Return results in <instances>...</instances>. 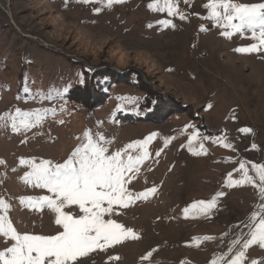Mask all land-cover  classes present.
I'll return each mask as SVG.
<instances>
[{
	"label": "rangeland",
	"instance_id": "obj_1",
	"mask_svg": "<svg viewBox=\"0 0 264 264\" xmlns=\"http://www.w3.org/2000/svg\"><path fill=\"white\" fill-rule=\"evenodd\" d=\"M154 2L124 0L108 7L107 0H0V198L11 205L7 216L20 234L62 230L47 207L20 202L52 195L24 182L31 169L20 158L64 163L87 142L85 132L94 140L103 136L108 154L155 133L149 158L128 174L127 186L134 193L156 192L105 216L138 238L79 264H228L241 250L244 264H264V248H242L264 216L252 168L264 165V51H235L256 41L248 31L222 35L226 29L204 18L209 0H176L183 20L151 10ZM165 19L175 27L158 23ZM144 102L153 107L149 115ZM17 108L48 112L27 132H13L9 117ZM201 144L206 154H193ZM241 162L255 186L228 185L230 173L241 179ZM213 197L216 206L206 215L190 210L185 217V208ZM253 213H259L255 222ZM12 243L0 235V251Z\"/></svg>",
	"mask_w": 264,
	"mask_h": 264
},
{
	"label": "snow or ice",
	"instance_id": "obj_2",
	"mask_svg": "<svg viewBox=\"0 0 264 264\" xmlns=\"http://www.w3.org/2000/svg\"><path fill=\"white\" fill-rule=\"evenodd\" d=\"M88 3L90 0H80ZM124 0H107V6L113 3H122ZM148 7L153 11L167 12L168 16L179 15L181 20L186 17L179 12L176 0H155ZM208 9L205 19L215 21L221 28L225 37H231L235 33L248 31L251 39L256 41L248 46L238 47L235 51L240 53H253L264 51V3L240 4L233 0H209L204 5ZM96 11H99L97 9ZM237 21V23H233ZM159 24L168 27L175 25L171 20L158 21ZM227 29H231L228 31ZM211 107V105H209ZM48 110L37 109L33 112H22L16 109L15 115L9 117L13 132H27L32 127L40 124L47 115ZM5 117H0V120ZM63 123V121H60ZM242 132H251V129H241ZM155 133L144 140L129 143L125 149L108 154V148L100 141V136L94 140L89 132H85L87 141L78 146L69 158L60 164L50 160L35 158H20V165H28L30 171L22 177L25 183L34 187L46 189L52 195L39 197H21L20 202L29 208L42 210L47 207L54 214V223L59 226L60 231L54 235L42 234H20L13 226L7 212L11 205L0 198V235L11 240L13 243L5 250L0 251V264H79L80 258L90 256L97 251H107L128 239H137L136 233L131 228L105 216H111L118 208H127L137 200L148 199L156 192L155 187L134 193L128 188L132 180L130 173H136L150 156L148 145L155 137ZM198 133H193L189 138L188 147L192 151V143ZM171 138L165 139V146L170 143ZM222 146L231 148V144L223 140L216 141ZM255 148L256 146L253 145ZM129 149L136 151V155L129 153ZM201 151L194 152L195 155L206 154L203 144ZM158 151L156 155L158 156ZM126 157V158H125ZM0 160V164H4ZM252 168L259 178V194L264 198V165L253 164ZM237 171L242 172L241 179L233 180L231 173L228 175V185H254L255 182L248 174L244 162H241ZM222 195V193H218ZM216 206V198L212 200L197 201L190 208L184 209L187 217L190 210L197 214L206 215ZM78 208L75 214L71 209ZM261 211H264L262 206ZM259 213H253L251 219L256 221ZM211 239V237H205ZM238 243V241L233 242ZM251 245H259L264 248V216H260L259 222L254 223L249 233V238L244 241L242 248L248 249ZM151 256L148 253L143 259ZM110 260H118V256L109 257ZM245 251H239L228 264H244ZM212 264H216L213 261ZM252 264H256L253 260Z\"/></svg>",
	"mask_w": 264,
	"mask_h": 264
},
{
	"label": "trees",
	"instance_id": "obj_3",
	"mask_svg": "<svg viewBox=\"0 0 264 264\" xmlns=\"http://www.w3.org/2000/svg\"><path fill=\"white\" fill-rule=\"evenodd\" d=\"M144 92H145V91H144ZM148 102H149V101H148ZM148 102H144V103H147V104H145L143 107L146 108V110H145L146 112H144V113H145V114L148 113V115H149V114H150V111L153 110V107H152V105L149 106ZM153 105H154V104H153ZM153 116H154V115H153ZM147 117H149V116H147ZM154 119H155V118H152L151 120L154 121ZM144 120H146V119H144Z\"/></svg>",
	"mask_w": 264,
	"mask_h": 264
}]
</instances>
